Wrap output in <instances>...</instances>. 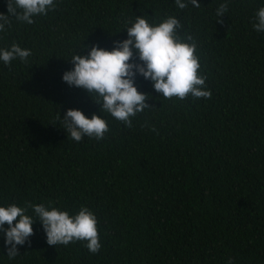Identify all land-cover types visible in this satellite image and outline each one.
<instances>
[{
  "label": "trees",
  "instance_id": "1",
  "mask_svg": "<svg viewBox=\"0 0 264 264\" xmlns=\"http://www.w3.org/2000/svg\"><path fill=\"white\" fill-rule=\"evenodd\" d=\"M56 2L33 24L12 18L0 32V48L16 42L33 53L28 63L0 61V206H86L102 248L49 245L37 218L14 259L0 232V264H264V32L253 28L264 0H230L220 18L225 0L184 10L175 0ZM7 5L0 0V13L10 16ZM141 15L181 20L212 97L166 99L137 72L150 96L128 128L62 76L75 51L112 49L128 38L125 21ZM69 108L105 118V139L72 140L57 118Z\"/></svg>",
  "mask_w": 264,
  "mask_h": 264
},
{
  "label": "clouds",
  "instance_id": "2",
  "mask_svg": "<svg viewBox=\"0 0 264 264\" xmlns=\"http://www.w3.org/2000/svg\"><path fill=\"white\" fill-rule=\"evenodd\" d=\"M200 8L199 0H175L179 10ZM230 0L220 3L216 16L220 18L229 10ZM8 13H0V32L11 27L12 18L21 23L33 24L34 17L47 16L57 8L56 0H8ZM128 38L116 41L115 47L106 49L92 45L86 55L71 56L74 67L63 73L62 79L70 86L83 88L94 102L101 105L100 112L109 114L128 128L133 127V118L148 107L150 94L138 90L134 83L137 72L150 79L157 93L166 99L186 100L211 99L208 90V77L201 73V58L198 55V43L192 36L186 38L180 34L183 28L181 20L175 15H166L150 22L145 15L135 16L125 21ZM7 26V27H6ZM253 28L264 32V7L255 13ZM85 47V45H83ZM30 48L21 47L13 42L8 48H0V61L11 65L17 58L28 63L32 56ZM138 56L141 63L134 61ZM61 119L68 136L81 142L84 137L97 141L105 139L110 131L108 121L93 113L91 117L77 108H69ZM31 210V214H29ZM39 219L46 232L49 245H64L77 241L85 242L92 254L102 248L98 220L95 213L81 206L75 214L61 210L47 203L25 201L23 206L10 203L0 206V232L5 234L7 257L14 259L19 255L18 245L29 242L34 234L33 224ZM7 223L8 227L4 225Z\"/></svg>",
  "mask_w": 264,
  "mask_h": 264
}]
</instances>
